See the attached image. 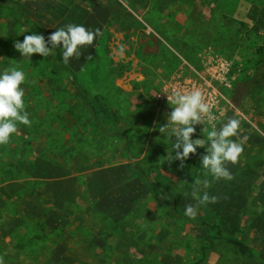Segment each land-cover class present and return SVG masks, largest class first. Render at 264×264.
Returning <instances> with one entry per match:
<instances>
[{
    "label": "rangeland",
    "instance_id": "374dc122",
    "mask_svg": "<svg viewBox=\"0 0 264 264\" xmlns=\"http://www.w3.org/2000/svg\"><path fill=\"white\" fill-rule=\"evenodd\" d=\"M69 23L103 33L80 59L65 64L62 48L29 58L14 47ZM263 24L264 0H0V74L25 72L32 121L0 145L4 264H264V87L235 100L262 58ZM215 54L228 64L219 69L211 59L209 73ZM75 82L84 95L74 94ZM173 87L202 91L208 130L240 121L231 139L244 151L227 164L234 179L214 181L208 191L219 202L200 206L195 218L218 223L220 204L243 196L238 230L221 237L185 215L196 203L195 178H204L206 147L192 154L193 180L179 160H166L175 137L159 127Z\"/></svg>",
    "mask_w": 264,
    "mask_h": 264
},
{
    "label": "clouds",
    "instance_id": "9594fccd",
    "mask_svg": "<svg viewBox=\"0 0 264 264\" xmlns=\"http://www.w3.org/2000/svg\"><path fill=\"white\" fill-rule=\"evenodd\" d=\"M102 35L99 28L90 31L83 25L69 23L47 39L42 34L26 35L22 42L15 41L14 47L22 56L29 58L33 54L48 57L55 54V49L62 48L63 62L67 64L73 57L80 59L83 55L81 48L94 46L96 37ZM25 82L26 74L18 67L6 68L0 74V145L10 143L13 134L19 133V124L31 127L32 121L24 100L25 91L21 87ZM164 93L167 94V102L172 111L167 114V123L160 126L159 131L162 135L166 133L171 140L175 137L171 144L172 151L168 153L166 160L169 163L179 160L180 168H183V162L190 154L197 153L198 146L206 147V154L201 156L202 167L205 170L204 178H195L190 193L196 203L186 205L185 209V215L195 219L200 206L219 202L220 198L208 191L212 183L222 179L227 181L234 179L227 164L238 163L244 151L241 143L231 139L239 135L240 121L229 118L219 130L214 125L208 130L206 124L212 119L211 106L199 88L184 92L173 87L170 92L166 90ZM201 124L205 125L203 133L207 140L193 139L195 126ZM0 264H4L3 257H0Z\"/></svg>",
    "mask_w": 264,
    "mask_h": 264
},
{
    "label": "trees",
    "instance_id": "16d2710c",
    "mask_svg": "<svg viewBox=\"0 0 264 264\" xmlns=\"http://www.w3.org/2000/svg\"><path fill=\"white\" fill-rule=\"evenodd\" d=\"M261 56H262L261 60L254 67V71L250 75V77H247L245 81L240 82V84L237 87L238 89L237 93L239 94V96L235 100L238 103L241 102V100L244 98V96L247 93L251 92L252 90L256 88L264 87V48H263V51L261 52ZM64 68L67 69L66 66H64ZM74 86H75L74 94L79 95V96L84 95L83 94L84 92L81 90V87L77 82H75ZM83 104L87 106L90 113L92 114L93 120L96 122V124L101 129V131L104 133L113 135V132L108 131V128L106 127V125L98 117L94 107H91L86 102H84ZM192 159H193V155L190 154V157L183 162L184 167L180 168V172L182 173L183 177L188 180H193L195 176V173L192 168ZM134 167H135V170L139 172L141 177L145 181H148V175L141 168V166L134 165ZM231 195L232 193H229V196ZM221 198H222L221 203L226 201V196L221 195ZM239 198H240L239 194H236L234 199L238 201L233 200L232 202H228L226 204L224 203L220 204V221L218 223L211 222L206 216H199L197 219H191V218L189 219L191 220L192 223L208 226L211 230H214L216 232V235L219 237H221L224 232L230 233V232H233L234 230H238L239 224H240L239 212L241 211V208L243 207L244 205L243 203L245 201L243 196H241L243 203H240ZM231 206H236V208L233 209ZM235 241L241 245H244L245 253L249 251L247 250L246 245H245L246 243L243 240L241 241L235 240Z\"/></svg>",
    "mask_w": 264,
    "mask_h": 264
},
{
    "label": "built area",
    "instance_id": "2783aa9c",
    "mask_svg": "<svg viewBox=\"0 0 264 264\" xmlns=\"http://www.w3.org/2000/svg\"><path fill=\"white\" fill-rule=\"evenodd\" d=\"M211 59H214V60H217V61H219L220 63L218 64V66L217 67H219V69H222L223 68V66H224V62L225 63H227L226 61H224L223 62V59L221 58V56H219L218 54H215L214 56H209L208 57V59H207V63L205 64V68H206V70L209 72V73H211L212 72V69H213V67H215V65H214V63H211ZM228 64V63H227ZM218 69V70H219ZM217 70V71H218ZM212 115H214V116H216V114L214 113V112H212ZM217 117V116H216ZM218 118V117H217ZM213 120H214V118H213ZM196 127V132L194 133V135H193V139H196V138H200L199 137V127L196 125L195 126Z\"/></svg>",
    "mask_w": 264,
    "mask_h": 264
}]
</instances>
